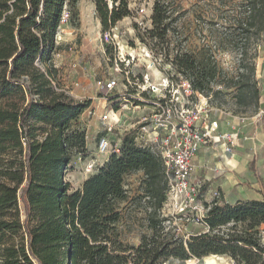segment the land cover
<instances>
[{"label":"trees","instance_id":"1","mask_svg":"<svg viewBox=\"0 0 264 264\" xmlns=\"http://www.w3.org/2000/svg\"><path fill=\"white\" fill-rule=\"evenodd\" d=\"M79 1L0 0V264H162L209 254L264 264V199L205 203L209 230L185 239L162 214L171 188L166 164L136 143L133 130L122 135L119 151L72 189L66 171L75 156L89 154L87 126L78 120L90 100L74 101L58 89L53 55L64 11L75 27L80 24ZM218 1L227 7L224 33L241 50L238 72L224 75L210 44L179 50L168 64L207 96L221 94L222 83L235 87V104L246 110L260 103L258 52L236 39L264 40V0ZM94 2L105 32L132 14L129 0ZM177 12L172 2L155 0L146 32L165 40L176 29ZM138 172L141 191L133 198L126 181ZM135 202L144 213L139 244L124 236L133 227Z\"/></svg>","mask_w":264,"mask_h":264},{"label":"rangeland","instance_id":"2","mask_svg":"<svg viewBox=\"0 0 264 264\" xmlns=\"http://www.w3.org/2000/svg\"><path fill=\"white\" fill-rule=\"evenodd\" d=\"M178 8L181 16L175 23V31L169 33L165 40H157L146 32L152 28V12L155 0H129L132 14L122 19L112 33L105 32L97 17L94 0H80V24L74 26L67 10L64 11L56 37L59 48L53 55V62L57 72V85L74 101L90 100L88 108L93 110L89 115L86 110L79 118L80 125L87 121V157L75 156L66 171V180L72 189L80 188L84 180L94 173L97 168H89L92 158H97V140L103 134H108L113 150L121 143L122 135L138 118L148 114L150 106L140 107L130 111L122 110L121 121H102V115L116 109H122L125 103L123 96L132 95L138 99H149V92H140L142 73L148 70L154 81L164 76H176L174 66L168 63L179 50H196L204 44H210L214 50L219 66L224 75L231 76L238 72L241 50L233 47V42L224 33L222 15L227 7L218 0H168ZM135 24L138 27H135ZM240 46H248L251 52L257 49L256 78L260 92L264 85V40L237 38ZM243 48V47H241ZM122 61V62H121ZM119 63V64H118ZM123 63V66L121 65ZM120 65L121 73L116 68ZM115 78L119 87L111 92L101 89L99 81L106 82ZM130 80L129 84H125ZM223 80L226 78L223 77ZM222 90L218 96H207L213 108L212 117H218L220 122L231 118L228 131L240 129V137L234 146V152L245 156L248 160L247 168L240 169L235 165L225 163L224 157L219 156L217 161L222 162L221 168L215 167L216 162L211 161L204 165L198 161V154L202 155L204 148L216 150L220 144H211L201 148L195 159V168L186 187H177L170 191L162 207V214L168 220L167 226L175 227L177 233L185 239L192 234L208 231L203 219L208 211V205L214 200L219 204H234L239 200L250 198L264 199V172L257 167V157L262 159L264 167V113L257 116L260 104L241 110L235 104V87H226L224 83L217 85ZM261 97V96H260ZM222 110L223 113L220 111ZM237 111V112H235ZM227 112L235 115H245L247 119L240 123L237 117H231ZM89 120V123H88ZM262 124L263 129L256 131L255 124ZM243 126V137L242 129ZM227 128V127H226ZM222 130L223 128L222 124ZM247 138H244V137ZM255 145L256 147H252ZM214 147V148H213ZM207 150V149H206ZM233 152V153H234ZM209 154V153H208ZM102 163V162H101ZM143 172L127 177V188L131 197L137 196L141 191V178ZM240 183L243 186L244 197L235 187ZM247 197V198H246ZM207 203V204H205ZM22 211L24 205L21 203ZM132 217L129 224L132 229H125L124 236L127 241L139 244L140 232L145 230L143 207L132 206ZM24 217V215H23ZM262 242L264 243V225L260 227ZM192 257L186 262L170 259L162 264H237L229 254H209L199 258Z\"/></svg>","mask_w":264,"mask_h":264},{"label":"built area","instance_id":"3","mask_svg":"<svg viewBox=\"0 0 264 264\" xmlns=\"http://www.w3.org/2000/svg\"><path fill=\"white\" fill-rule=\"evenodd\" d=\"M121 65L123 66V63ZM168 66L171 65L168 64ZM116 70L118 73L122 72L120 65ZM159 80L154 81L148 70L143 72L138 86L141 93L149 92L151 100L138 99L129 94L123 96L125 103L122 109L104 113L102 121L112 120L115 124H119L122 110L140 109L143 104L150 106V112L132 123L130 130L135 132V141L139 146L151 149L164 160L167 172L171 176L170 191L176 190L177 187L182 190L181 186L186 187L189 183L188 180L195 168L194 161L201 148L211 144H220L219 146L226 153L232 154L241 131L239 128L234 131L222 130V122L219 118L212 117L213 108L209 104V98L194 90L190 81L181 74L167 75ZM126 82L127 85L130 80L126 78ZM99 86L107 92L119 87L115 78L108 79L106 82L99 81ZM220 111L223 113L222 110ZM86 112L89 115L94 114L90 108H87ZM263 113L264 110L259 109L257 116ZM227 114L237 117L240 123L247 119L245 115H235L232 112H227ZM84 123L86 124L87 121ZM87 138H89V132H87ZM119 148L120 145L113 150L108 134L99 136L97 140L98 157L90 160L89 168L100 166L112 152L119 151ZM197 260L200 259L197 258Z\"/></svg>","mask_w":264,"mask_h":264},{"label":"crops","instance_id":"4","mask_svg":"<svg viewBox=\"0 0 264 264\" xmlns=\"http://www.w3.org/2000/svg\"><path fill=\"white\" fill-rule=\"evenodd\" d=\"M259 104H260V106H259L260 108L261 107L264 108V85H263V89L261 90V97H260V103ZM231 120H232L231 118H228V120L222 122L223 128L225 130H228V128H229L228 125H230ZM234 121H236V120H234ZM255 128H256V131L259 132L260 130L263 129V125L262 124L258 125L256 123ZM241 129H242V137H243V126L241 127ZM262 134H264V133H262ZM252 147H256V146L253 145ZM201 152H202V155L198 154V156H197L198 161L201 164L204 163V165H206V164L209 165V163L211 161H215L216 162L215 167L221 168L222 162H224V161H217L218 157L221 156V157H224L225 163H228L229 165H232V166L235 165L237 168H240V169L247 168L248 160L245 156H243L241 154H237L235 152L232 154L226 153L221 146H218L216 150H213L212 148L211 149L204 148L203 150H201ZM261 160L262 159H259V156H258L257 161H256V165H257V167L261 168V171L264 172V167H261V165H260ZM235 183H237L234 185H237L235 187L238 189L240 195H242V197H244L243 186L238 182H235ZM250 199H260V198L255 197V198H250Z\"/></svg>","mask_w":264,"mask_h":264},{"label":"water","instance_id":"5","mask_svg":"<svg viewBox=\"0 0 264 264\" xmlns=\"http://www.w3.org/2000/svg\"><path fill=\"white\" fill-rule=\"evenodd\" d=\"M37 63H38L39 65H41V60H40V58H38Z\"/></svg>","mask_w":264,"mask_h":264}]
</instances>
